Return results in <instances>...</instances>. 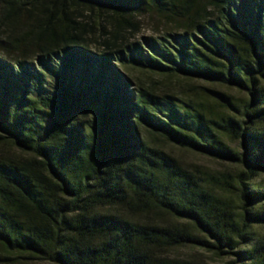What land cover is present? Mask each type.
Listing matches in <instances>:
<instances>
[{"label":"trees","instance_id":"16d2710c","mask_svg":"<svg viewBox=\"0 0 264 264\" xmlns=\"http://www.w3.org/2000/svg\"><path fill=\"white\" fill-rule=\"evenodd\" d=\"M263 173L264 0H0V264H264Z\"/></svg>","mask_w":264,"mask_h":264},{"label":"rangeland","instance_id":"374dc122","mask_svg":"<svg viewBox=\"0 0 264 264\" xmlns=\"http://www.w3.org/2000/svg\"><path fill=\"white\" fill-rule=\"evenodd\" d=\"M139 24L141 29V35H159L162 34L166 30V20L162 17L151 14V13H145L142 16L139 17ZM130 75L136 79V80H142L146 84H151L153 81L158 82L157 85L163 89V90H171L177 95L181 97H197L201 99V101H204L208 106L213 108H219L216 104L215 100H213L210 96H204L200 97L201 95H197L198 91H201V89L197 88L196 86H208V84L200 83V82H194L191 80H187L181 77H162L158 75H153L150 73L140 72L137 70H133L129 72ZM215 88L233 93L237 96H240L241 94L237 92L236 90H231L222 86H215ZM144 135L146 138L149 139V141L155 145L160 146L165 151L171 153L175 157H177L183 164H185L188 167H201L203 169L208 170L209 172H219L224 170H236V167H233L227 163L220 162L216 159L195 153L191 150L182 149L174 144H171L160 137H154L150 135L147 131H144ZM234 146H237L234 144ZM257 185H260L262 188H264V173L261 174V176L254 182ZM257 230L264 234V226H258ZM177 255L184 256V257H195L201 260H206L211 262L212 264H226L223 260H218L214 256L198 249H191V248H185L182 250H178Z\"/></svg>","mask_w":264,"mask_h":264}]
</instances>
